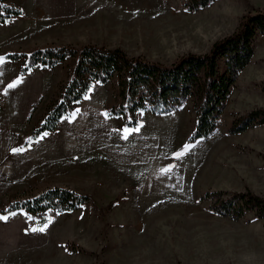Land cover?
I'll use <instances>...</instances> for the list:
<instances>
[{
	"label": "rangeland",
	"instance_id": "374dc122",
	"mask_svg": "<svg viewBox=\"0 0 264 264\" xmlns=\"http://www.w3.org/2000/svg\"><path fill=\"white\" fill-rule=\"evenodd\" d=\"M8 1L26 15L0 23V217H7L0 219V264H264V218L250 213L230 220L200 201L209 190L250 189L264 197V125L228 132L235 118L264 108V35L209 138L188 140L195 123L191 101L165 116L140 112V130L124 138L122 119L105 116L114 103V79L94 83L75 117H64L43 136L39 166L32 152L22 153L75 60L22 74V59L6 56L73 46L58 43L74 33L58 20L64 10L56 5L41 15L31 11L33 0ZM108 1L114 8L101 26L112 47L91 45L165 64L208 52L245 13L264 7V0H217L190 13L186 0ZM17 79L21 83L7 87ZM54 185L90 194L92 202L70 213L6 211L18 197Z\"/></svg>",
	"mask_w": 264,
	"mask_h": 264
},
{
	"label": "trees",
	"instance_id": "16d2710c",
	"mask_svg": "<svg viewBox=\"0 0 264 264\" xmlns=\"http://www.w3.org/2000/svg\"><path fill=\"white\" fill-rule=\"evenodd\" d=\"M217 0H186L185 9L194 13L210 7ZM24 11L8 0H0V23L23 15ZM264 35V7L253 8L242 16L237 29L218 40L206 53H186L171 64L131 56L122 48L96 45L47 46L30 52L8 54V59H22L21 73L37 66L55 67L74 59L72 75L60 85L49 101L45 117L33 138L58 128L61 120L75 110L96 82L108 84L117 80L114 103L108 117H120L122 124L133 128L140 124L138 114L149 112L169 115L182 109L189 101L195 109V123L189 141L209 138L219 124L227 99L237 78L255 54V41ZM264 125V108L254 109L235 118L229 133L239 134ZM209 201L210 211L217 216L238 221L252 213L264 218V197L250 189L244 191L209 190L200 196ZM92 197L66 186H49L32 196L13 200L6 211L24 210L38 214L45 211L70 213L91 204Z\"/></svg>",
	"mask_w": 264,
	"mask_h": 264
},
{
	"label": "crops",
	"instance_id": "0c3cea01",
	"mask_svg": "<svg viewBox=\"0 0 264 264\" xmlns=\"http://www.w3.org/2000/svg\"><path fill=\"white\" fill-rule=\"evenodd\" d=\"M54 5L59 9L64 10L62 13L57 14V16L59 17V21H64L65 30L74 33L69 35L71 36L70 39H63L64 41L58 44L73 45L77 47L86 44H96L99 46L105 45L112 47L111 44L105 42V32L104 28L101 26V23L106 20L105 12L114 8V5L111 2L108 0H33L31 11L45 15L48 10H52ZM24 14L26 15V12H24ZM76 34L80 35L78 37L74 36ZM40 137L41 135L37 138H30L29 146L25 148V151L22 153L32 152L34 164L38 160H42V156H40ZM64 147L68 149V146ZM101 150L102 147H100L97 152L100 154ZM47 153L52 154V150L47 149L45 154ZM36 156H38V158H36ZM101 160L103 161L102 158ZM40 162L41 161L37 162L39 166L41 164Z\"/></svg>",
	"mask_w": 264,
	"mask_h": 264
},
{
	"label": "snow or ice",
	"instance_id": "6c2138e0",
	"mask_svg": "<svg viewBox=\"0 0 264 264\" xmlns=\"http://www.w3.org/2000/svg\"><path fill=\"white\" fill-rule=\"evenodd\" d=\"M2 63H4V58H3V57H0V64H2ZM19 83H21V80H20V79H17V80H15V81H13L12 83L8 84L7 87H8V88H14V87H16ZM86 98H87V97H86ZM78 111H79V110L77 109L76 112H73V113H72V116L75 117V115L78 113ZM108 115H109L108 113H105V116H108ZM139 130H140V126H139V125H137V126H135V127H133V128H129V127L125 126V128L123 129L124 134H125L124 138H127V136H128L129 134H131L133 131H139ZM47 135H48V133H47V132H44L43 135H42L40 138L42 139L43 136H47ZM190 147H191V145H185V146H184V151H187L188 149H190ZM21 150H22V149H15L14 151H21ZM183 154H184V152H176V153H174V155H175L177 158L181 157ZM173 167H174V165H169L168 169H164V170H162V171H170ZM0 219H7V217H6V216H3V217H0ZM45 227H47V225H45ZM33 230H34V231H35V230L43 231L44 229L41 228V229H33Z\"/></svg>",
	"mask_w": 264,
	"mask_h": 264
}]
</instances>
